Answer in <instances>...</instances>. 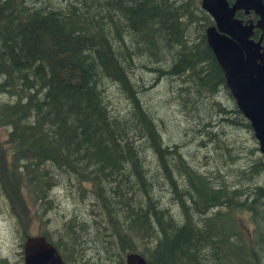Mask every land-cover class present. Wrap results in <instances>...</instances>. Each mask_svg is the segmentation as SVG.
<instances>
[{
	"label": "trees",
	"instance_id": "obj_1",
	"mask_svg": "<svg viewBox=\"0 0 264 264\" xmlns=\"http://www.w3.org/2000/svg\"><path fill=\"white\" fill-rule=\"evenodd\" d=\"M199 1L0 0V194L26 232L29 208L44 215L61 178L73 181L94 211L68 215L56 236L37 231L64 264H125L126 252L264 264V156L206 44ZM163 79L201 169L142 101Z\"/></svg>",
	"mask_w": 264,
	"mask_h": 264
},
{
	"label": "water",
	"instance_id": "obj_2",
	"mask_svg": "<svg viewBox=\"0 0 264 264\" xmlns=\"http://www.w3.org/2000/svg\"><path fill=\"white\" fill-rule=\"evenodd\" d=\"M199 4L212 20L205 28L206 44L264 156V0H200ZM236 12L251 13L255 20H243ZM255 29L260 31L256 38ZM21 251L22 264H64L43 234L25 236ZM124 263L149 264L137 252H126Z\"/></svg>",
	"mask_w": 264,
	"mask_h": 264
},
{
	"label": "rangeland",
	"instance_id": "obj_3",
	"mask_svg": "<svg viewBox=\"0 0 264 264\" xmlns=\"http://www.w3.org/2000/svg\"><path fill=\"white\" fill-rule=\"evenodd\" d=\"M142 77L144 82H148L149 80H151L152 76L143 75ZM171 84L173 85V82L171 83L169 80L166 79L161 80L157 84V86H155L153 89L147 90L148 94L146 95L145 98L142 99V101L144 102L145 106L149 108V111L153 115H155L157 119L162 120L163 124H165L162 130L165 133L163 134V132L161 131L163 134L164 141L178 144L180 146V149L185 155L193 156L196 153V156L194 157L195 159L194 164L199 169H201L202 165L199 163L198 155L201 156L203 153L202 151H198L200 147L198 146V142H196L194 134L185 132L187 127L185 126L184 123L180 121L182 118L180 116L175 115L177 108L175 107L176 101L173 98L171 92L172 89ZM149 85L150 84H148L147 86ZM222 95L224 94L222 93ZM117 99L119 100V98H115L114 100L116 101ZM3 100H5V97L0 95V101ZM176 124L178 125L177 128L174 126ZM4 129L5 128L3 127L0 128V141L4 139V134H5ZM238 136L242 138L244 144L250 145L249 140L246 139V137L243 135L241 131L238 133ZM253 143L257 146V143L255 142ZM246 148L247 147L244 146V149ZM197 151H198V155H197ZM211 161L212 160H209V162ZM212 163L220 164L216 161L215 162L212 161ZM230 164L231 162H229V165ZM244 164L245 161L243 162L241 160V164L235 165L232 169L235 170L236 168H241L244 166ZM219 167H221V165H219ZM228 168L229 166H227L226 169ZM206 170L214 171V169H206ZM61 179H62L60 180L61 189L59 190L56 189L52 191V196H53L52 203L54 205L53 208L48 210L44 215L40 217L36 213V210H34L32 207L29 208V211L27 212L26 232L23 231L22 226L17 222V220L14 217H12L4 201L3 196L0 194V257L5 258L8 264H14L16 262L19 263L20 261L22 264L21 244L24 233L36 234L40 227H44L48 231L53 233L54 236H56L59 234V232L57 234L56 232L54 233V231H56L57 228L60 226L61 224L60 221L63 220L68 215L75 213V214H79L81 217V216H87L90 210L94 211L93 205L90 204V201H88L86 198H84L83 200L77 198L73 188L74 185L73 181H71L66 177ZM52 196L50 195V197ZM161 206L166 208L170 207L165 205L164 202L163 205ZM78 222L79 223L82 222L83 224L85 223L81 221V219H79ZM99 226H104V224L99 223ZM99 226L94 227L96 233L93 232V238L91 237L92 231L89 235V237L93 239V240L91 239L94 242L93 246H96L95 245L96 239L101 238V234H100L101 229H99ZM248 228H251V226L249 225ZM89 237H85L84 235L83 238H89ZM83 251L85 252L84 249Z\"/></svg>",
	"mask_w": 264,
	"mask_h": 264
},
{
	"label": "flooded vegetation",
	"instance_id": "obj_4",
	"mask_svg": "<svg viewBox=\"0 0 264 264\" xmlns=\"http://www.w3.org/2000/svg\"><path fill=\"white\" fill-rule=\"evenodd\" d=\"M230 2V1H229ZM242 13V12H241ZM244 15V14H243ZM245 16H247V18L245 19V20H247V19H250V18H252L253 20H255V17L250 13L249 15H245ZM212 22V21H211ZM260 34V31L257 29H255V32H254V38H256L258 35ZM261 45L263 46V48H264V36L262 37V40H261ZM1 258V257H0Z\"/></svg>",
	"mask_w": 264,
	"mask_h": 264
}]
</instances>
